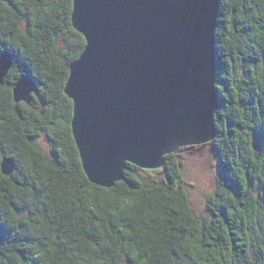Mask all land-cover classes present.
Masks as SVG:
<instances>
[{"label":"trees","instance_id":"trees-1","mask_svg":"<svg viewBox=\"0 0 264 264\" xmlns=\"http://www.w3.org/2000/svg\"><path fill=\"white\" fill-rule=\"evenodd\" d=\"M72 1L0 0V55L12 61L0 83V164L14 160L9 175L0 168V264H264V0H220L219 175L207 217L190 204L176 153L160 173L127 163L112 186L88 179L64 92L85 45ZM21 77L38 88L31 103L13 99Z\"/></svg>","mask_w":264,"mask_h":264},{"label":"water","instance_id":"water-1","mask_svg":"<svg viewBox=\"0 0 264 264\" xmlns=\"http://www.w3.org/2000/svg\"><path fill=\"white\" fill-rule=\"evenodd\" d=\"M219 0H73L85 46L64 85L71 132L88 179L109 187L127 163L165 167L166 153L211 143L218 107L214 31ZM12 64L0 55V83ZM14 101L31 103L29 78ZM190 144V145H188ZM2 173L14 160L3 156Z\"/></svg>","mask_w":264,"mask_h":264},{"label":"rangeland","instance_id":"rangeland-1","mask_svg":"<svg viewBox=\"0 0 264 264\" xmlns=\"http://www.w3.org/2000/svg\"><path fill=\"white\" fill-rule=\"evenodd\" d=\"M220 4L221 2L219 0L217 15H218V10L220 9ZM214 40H215V33H214ZM239 72L241 73V70ZM241 74L238 77L237 80L238 83H240L241 78H243V74L242 75ZM29 79L34 82L32 78ZM216 113H217V109L214 112V122H215ZM227 125H228L227 121L224 120V127ZM37 141L40 144V146H42L45 149V151H47L50 148L51 145L50 141H48V138L46 137L45 134L40 135L37 138ZM253 145L254 147H256L255 142L253 143ZM170 153H176L178 155L177 156L178 159L182 163L181 166L182 173L186 181L185 189L188 193L190 204L192 205L193 209L197 214L207 217L209 215L208 211L206 210L207 197L212 191L216 189L217 179L219 175V166L217 165L216 154L214 152L213 147L211 146V143H208L207 141V142L196 143L190 146H183L180 147L179 150H175ZM263 153H264L263 151L259 152L261 156H264ZM150 169L158 170V173H160L163 167L150 168ZM250 193H252L251 190Z\"/></svg>","mask_w":264,"mask_h":264}]
</instances>
